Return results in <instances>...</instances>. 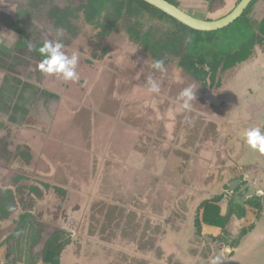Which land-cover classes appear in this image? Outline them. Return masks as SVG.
<instances>
[{
    "label": "rangeland",
    "instance_id": "374dc122",
    "mask_svg": "<svg viewBox=\"0 0 264 264\" xmlns=\"http://www.w3.org/2000/svg\"><path fill=\"white\" fill-rule=\"evenodd\" d=\"M80 1L0 0V194L8 189L13 190L17 207L15 215L26 213L33 217L31 224L36 220L41 227L53 230H46L40 236L44 244L40 251L42 255L51 238L56 236L55 230L61 227L56 219L63 218L69 222L66 207H69V212L79 215L70 228L74 234L66 231L67 236L76 235L78 239L86 236L83 233L85 229L82 232L81 227L87 217L86 208L89 207L90 215L88 211L85 228L88 230L91 226L93 234L90 237L96 243L111 248L110 253L104 256L108 264H159L163 256L162 243L167 240L170 241L171 250L169 255L164 253L169 259L166 264L178 260L180 262L177 264H206L210 255L214 254L213 251H216L220 261L232 257L233 249L241 243L247 228L250 230L256 224H252L251 220L244 224L246 217L243 215L229 230L219 232L215 238L212 234H203L195 223L198 218L201 219L200 207L217 194L211 188L210 192L214 194L207 195L205 187L218 185L215 177L220 176L223 169L235 167L231 159L236 158L242 150H239L238 145L234 146V134L242 126L247 130L250 128L244 125L245 121L239 115V122L223 119L224 127L209 128L201 118L197 119L198 113L195 110L202 107V113L212 114L209 101H240V95L230 97L226 94H235L239 90L238 86L245 83L244 78L249 75L253 80L251 84L257 85L255 89L261 93L257 103L248 107L249 122L255 124L253 127L264 128V36L261 34L254 38L255 45L251 49L250 59L245 63L229 69H225V64L222 63L217 71L210 64L199 66L197 70H203L206 75H198L197 79L179 66V58L173 51L161 50L154 57L143 43L138 44L128 34L130 29L131 33L139 31V35L149 38H146L145 44L150 45L159 40L163 31L170 33L174 30L169 23L155 20L143 13L139 18L127 21L130 23L128 29L122 25L120 33L107 34L104 25L111 10L104 8V4L103 15L97 14L89 23V15L84 11L83 5L79 4ZM212 1L217 3L218 0H180V4L188 13L204 18L214 15L207 7ZM238 1L240 0H226V8L213 12L221 14L229 11ZM218 4L224 6L221 1ZM56 18L61 22L59 26L54 20ZM248 18L255 26L264 21V0H259ZM136 23L140 26L137 27ZM58 30H63V36L59 39L64 44V51L69 55L73 51L80 54L78 81L47 76L38 69L41 60L36 49L46 40L57 39ZM30 44L35 46L32 50ZM156 60L164 61L165 72L150 68ZM236 70L239 73H234ZM149 77L160 85L159 94L147 91L146 81ZM188 86H194L196 100L192 101L191 110L169 113L168 117L178 122V125L173 126L172 140L163 138L164 130L160 127V122L156 125L157 128L148 127L141 142V151L148 153L144 157L154 158H146L148 164L145 166L144 163V167L141 166L139 170L129 171L130 168L127 170V167L120 170L114 162L127 157L122 160L126 164L129 156L133 155L128 147L122 146V137L131 134V127L145 128L150 123L144 117L133 119L124 116L128 111L122 113L121 109L125 106L120 101L176 103L181 91ZM116 94L118 99L113 98ZM242 95L244 101H254L252 89L246 90ZM166 104L157 107L163 115L161 118H165L168 112ZM177 106L181 108L180 105ZM34 110L38 113H34ZM80 111L84 121L73 120L69 129L67 127L61 134L72 148H66L65 154H58L63 157L59 162L60 171L55 177L59 184H48L51 179L48 177L51 175L43 163L35 161L28 147H21L23 142L19 134L22 132L16 131H24L25 124L29 131L37 133L52 132L56 127L63 131L59 122L54 120H59L64 115V118L70 117V114ZM149 113L152 114V111ZM96 126L99 133L95 131ZM149 128L158 131L150 134ZM13 132L18 134L13 140L16 143L10 142L8 138ZM48 132L45 133L46 136H49ZM46 138H36V153L41 154L39 150H54V145L51 149V142ZM79 146L83 149L79 150ZM120 146L123 148H119ZM245 147L242 145L247 153L249 147ZM62 149V146H56L57 152ZM119 150L124 154L119 153ZM105 153L109 154L106 162L100 156ZM199 154L200 160L197 158ZM24 156H31L28 161L31 162L27 163ZM254 156H263L264 159V153L251 152L250 157ZM57 157L55 160L58 161ZM162 159L168 165L164 172L160 170L161 164L159 165ZM161 177L165 178V184L160 183ZM243 178L239 174L236 181ZM15 180L18 184H15ZM224 181L226 179L221 180V185ZM63 185L72 188L64 197L60 192L61 189L65 191ZM158 191L163 194H158ZM226 192L229 193L227 190ZM93 193L96 196L90 197L96 202L91 203L88 195ZM145 195L154 196L152 209L149 201L148 206H145V201L148 200L144 198ZM115 198L117 202L112 201ZM248 199H245L242 209ZM234 204L229 209L235 208ZM250 206L258 209L257 214H260L263 198L253 199ZM228 214L226 216L232 217V214ZM260 218L262 217L254 220V223H258ZM104 226H109V231ZM261 228L264 229V221ZM181 231L183 234L178 240L176 235ZM183 236L189 246L185 251L183 247L178 253L175 245L180 243L181 246ZM5 237L2 235L0 238ZM28 238L31 244L35 240L34 234ZM125 243L134 248L124 249Z\"/></svg>",
    "mask_w": 264,
    "mask_h": 264
},
{
    "label": "crops",
    "instance_id": "0c3cea01",
    "mask_svg": "<svg viewBox=\"0 0 264 264\" xmlns=\"http://www.w3.org/2000/svg\"><path fill=\"white\" fill-rule=\"evenodd\" d=\"M200 2H202V0H199ZM152 68V67H150ZM147 68V69H150ZM239 84V83H237ZM241 86H244V88L241 89ZM241 86L239 87V90H237V92L234 94L233 92H228L226 95L230 96V97H234L235 95H240V97H238V100L240 101H236L235 103L233 101H224L225 103H223L222 101H209V107L210 110L212 109V114L209 113H202L203 110L202 107H200L197 111L195 110L196 113H198L197 119L201 118V121H203L209 128L213 127H224L223 125V119H225V121H232L233 123H235V121H241L238 118V115L240 118H242V121L244 122V125L248 126V128H252L253 126H255V124H251L249 122V118H248V114H249V110L248 107L250 105H255L257 103V100H259L261 98V93H258L256 91V87L257 85H246L245 83H243ZM241 89V90H240ZM248 89H252L254 92V101H244V99L242 97H244V94L246 90ZM263 94V93H262ZM133 96V95H131ZM114 99H118V95H114L113 97ZM121 104H123L125 106L124 109H121L122 113L124 111H128V114H124L127 115L128 117H132L133 119L137 118V117H144L147 120H150V123H147L145 128H138V126H133L131 127V134L128 136H123V144L122 146L124 148L128 147V149L131 151V154L129 156L128 161L122 162V160H125L127 157L123 158V159H119L120 162H114L115 164L118 165V168L121 170L122 167H127L129 171L131 170H139L141 169V166L144 167V163L145 166L148 164V159L154 158L152 157H144L143 155L148 156V153L142 152L141 151V142L142 139L145 135V132L147 133V128L148 127H155L157 124H161V128L164 130L163 131V138L166 139H170L172 140V132H174V127L178 125V122L175 120H172L168 117L170 112H177V111H183L182 108H180L177 105H180L179 102L176 103H161L160 101H120ZM156 102V103H155ZM160 103V104H159ZM166 104L168 107V112L167 114L164 116L165 118H161L163 117L162 114L159 113V110L157 109V107L159 105H164ZM47 105V104H46ZM128 105V106H127ZM234 106V107H233ZM219 107V108H218ZM52 109V107H47ZM218 108V109H217ZM40 109V108H39ZM234 110H236V112H234ZM22 111V110H21ZM40 111V110H39ZM149 111H152V114L149 113ZM220 112V113H218ZM226 112V113H225ZM34 113H38L36 112V110H34ZM62 113V112H61ZM88 114L90 115L91 113L88 112ZM58 115V113H57ZM56 115V117H57ZM82 115V111H80L77 114H70V117H60L59 120H54V122H59L60 124V129L63 131H59V128H54L52 130V132H48L49 136H46L45 133L47 132H42V133H37L35 131H29L28 128H26V124L24 125V131H21V135L19 134V138L21 139V141L28 145V147L31 148V152L33 153V157L35 158V161L39 162V163H43L44 167L47 169L48 174H50L51 176L48 177L51 178L48 180V184H59L55 179V177L58 176V173L60 171L61 166L59 165V162L62 161L63 157L59 156L61 154H65L66 153V148L71 149L72 146L70 144H68V142L66 141V139L61 135L63 132H65L66 128L70 127L71 122H73V120L76 121H81L83 122L84 119L83 117H81ZM170 116V115H169ZM222 116V118H221ZM55 117V119H56ZM228 117V118H226ZM227 123V122H226ZM247 123V124H246ZM257 123V122H255ZM252 126V127H251ZM157 128V126H156ZM149 131H151L150 134H152L155 131L158 130H154V128L152 129H148ZM240 131H238L236 134H234V146L238 145V148L240 147L239 151L240 153L238 154V156H236V158H232V162L235 164L233 168H226L225 170L223 169L220 176L215 177L218 185H212L211 187H205V189H207V195L210 194V189L213 188V191L216 192L217 194L215 196H213L211 199H208L207 201H212L215 198L218 197H224L226 190H235L234 193H232V199L233 202L235 204L244 206V202L245 199L240 197V196H236L237 192H239L243 186L245 185H250L253 184L255 188H257V192L255 194V197L260 196L263 197V209H264V159H262L263 156H259L258 158H255L257 156H254L253 158L250 157V153L251 152H255L253 150H251L250 148H248L247 153L244 152L245 149H242V145L246 144L244 143V137H245V133L247 131V128L245 126H242L241 128H239ZM95 131L97 133H99V129L96 126ZM59 132V133H58ZM57 134H59V136H57ZM229 135H231V133H229ZM47 137V141L51 142L50 147L52 149L53 145H54V152L50 151L48 152L47 149H45L44 151H40L41 154L36 153V150L38 148V141L36 138L39 137ZM140 139V141H139ZM166 142V141H165ZM115 143V142H113ZM21 145V146H24ZM171 144V143H170ZM60 145L63 147V149L61 150V152H57L56 151V146ZM76 145V144H74ZM122 146H120L119 148H123ZM174 146V145H173ZM172 146V147H173ZM82 150L83 148L81 146H79ZM75 148H77L75 146ZM247 148V146L245 147ZM65 149V150H64ZM74 149V148H73ZM72 149V150H73ZM76 150V149H75ZM74 150V151H75ZM212 150V148H211ZM210 151V149H209ZM56 152V153H55ZM100 151H98L99 153ZM122 151L119 150V153H121ZM211 153V151H210ZM57 154V155H56ZM59 154V155H58ZM75 154V153H74ZM124 154V153H121ZM109 154L103 155L101 154L100 156L102 157L101 159L104 160V162H106L107 158ZM59 156V157H57ZM127 156V155H126ZM200 154L198 155L197 158H199L200 160ZM229 156V155H227ZM57 157L58 161L55 160V158ZM77 157V156H76ZM65 158V156H64ZM148 158V159H146ZM61 159V160H59ZM65 161V160H64ZM66 162V161H65ZM19 163V162H18ZM161 164V165H160ZM160 165V170L162 172H164V170L168 169V165L165 161V159H162L161 162L159 163ZM68 167V166H67ZM239 174H241L242 176H244V178L240 181H236V178L239 176ZM224 183L221 185V180H225ZM245 181V184L242 185V182ZM60 182V181H59ZM232 182V183H230ZM161 184H165V178L161 177L160 180ZM46 184V185H48ZM240 185V186H239ZM49 186V185H48ZM229 186V188L227 189V187ZM63 188L65 187V192L70 193V190L72 189L71 187L67 186V185H63ZM234 187V188H233ZM153 189V188H152ZM62 190V189H61ZM158 194L159 191H158ZM163 194V192L161 193ZM160 194V195H161ZM214 194V193H211ZM146 197L145 202L147 204H145V206H148V201L150 203V208L152 209L153 207V200H154V196L153 195H145L144 198ZM200 197V196H199ZM253 197V196H252ZM91 197H89L90 200ZM141 198V197H140ZM248 199V198H246ZM112 201L117 202L116 198ZM163 201V199H162ZM205 201L204 204L207 202ZM62 204V203H61ZM245 210L246 213H241L242 216L245 215L246 220L244 221L245 223H250V220L252 222V224H256L254 225V228L250 229L245 237L243 238V240L241 241V243L237 246V248L233 249V256L226 259L224 258L222 261L225 262V264H264V229L261 228V224L264 221V210L262 209L260 214L258 213V209H255L254 207H249L247 202L245 203ZM203 205V204H202ZM201 205V206H202ZM218 206L221 208V211L223 213L224 216H226V214L230 213V211H232L231 209H229V200L228 199H223L218 203ZM239 206V207H241ZM203 207V206H202ZM69 207H66V213L69 214V216L66 214V216L69 219L65 221L63 218L61 219H56L58 220L59 224L61 225L60 228H58L59 230H55V232H59V231H67L70 232L72 234H74V231H71L70 228L72 227V223L74 222V220L76 219V216L79 215H75L74 212H69L67 209ZM232 208V207H231ZM201 209V220L203 217V210ZM242 212V211H241ZM148 213V210H147ZM151 215H152V210H151ZM150 215V216H151ZM229 215V214H228ZM227 217V216H226ZM258 217H262L260 218V220H258V223H254V220H256ZM239 217L235 216L234 214H232V217H230L229 219V224L226 230H229L233 225H235L236 222L239 221ZM245 219V218H243ZM34 227V228H33ZM25 229L23 230L22 234L18 237H14L12 238L10 241H2L0 240V264L1 263H6V264H46L44 261V254H41V249L43 248L42 246L43 241L41 240L40 236L42 234L45 233V231H53V230H48L47 229H43L41 231V234L39 236V230H37V228H35V226L33 225V223L31 224L30 222L27 223L24 227ZM229 228V229H228ZM55 229V228H54ZM201 229L203 231V234H207V235H213L214 237H217V235L219 234V232H223V230H218V228L216 227H211V226H207L205 224L201 225ZM35 236V240L33 241V243L31 244V242H29V238L31 235ZM86 237H79V239L76 237V235H70V237H68L66 235V237H68L69 239H72V246L73 245H80L84 242V245L87 244L88 246H90L94 241H92V239H90V235H89V231H87L86 233ZM88 234V237H87ZM31 239V238H30ZM13 240H15L14 242H12ZM39 240V243H37L35 245V243ZM5 242V243H4ZM4 243V244H3ZM31 244V245H30ZM163 244V248L164 249H168L169 247L165 246V242L162 243ZM167 246L170 244V241L167 240L166 241ZM35 245V246H34ZM127 249L130 248H134L132 245H128L126 247ZM147 253V252H146ZM80 256V255H79ZM218 257L217 254L214 255V258ZM85 255H81L77 260H85ZM213 259V258H212ZM211 259V261H212ZM221 261V262H222ZM220 262V263H221ZM77 264H82V263H77Z\"/></svg>",
    "mask_w": 264,
    "mask_h": 264
},
{
    "label": "trees",
    "instance_id": "16d2710c",
    "mask_svg": "<svg viewBox=\"0 0 264 264\" xmlns=\"http://www.w3.org/2000/svg\"><path fill=\"white\" fill-rule=\"evenodd\" d=\"M257 1L253 2L244 16L229 27L215 32H200L183 25L176 19L142 0H127L126 2L123 0H84L85 3L91 6H93V3L98 4L101 15L104 12L102 8L104 4V8L107 7L111 10L105 19L106 24L104 27L106 29L104 31L107 34L112 32L120 33L122 25L125 29H128L130 23L127 21L139 18L144 12H148L158 21L169 23L174 30L170 33L163 31L159 40L151 42L150 45L145 44L146 38H149L139 35L141 32L135 30L131 33L130 29L128 34L133 41L138 44L143 43L145 49L153 54L154 57L161 53V50L173 51L179 58V66L182 69H186L187 73H191L197 79L199 78L198 75L201 77H205L206 75V72L203 70H197L199 66L204 67L210 64L214 71H217L222 63L225 64V69H229L249 60L251 49L255 45L254 38L259 35L261 36V34L264 36V21L255 26L247 17ZM88 15V20L92 22L93 18L97 15L95 14V6H93ZM112 18L113 22H111ZM136 26L138 27L140 24L136 23ZM36 52L37 56L42 60L38 51ZM28 149L32 151L30 147ZM24 157L27 158V163L31 162H28L31 156ZM219 202V199L215 198L203 205L202 220L198 218L195 223L199 230L202 224L220 229L226 228L230 217L223 215L221 208L218 206ZM251 204L252 201H250L249 205ZM259 207L262 208V205L260 204ZM16 210L15 194L13 190L8 189L0 195V237L2 235L6 236L5 238H0L2 241H10L12 238L20 236L24 221L31 218L26 213L20 216L15 215ZM10 220H12L10 223L11 226L8 228L4 223L10 222ZM6 231L9 232L6 233ZM67 234L66 231H59L55 237L51 238L44 253V261L46 264H62L63 254L72 244V239L66 237ZM37 243H39V240L35 245Z\"/></svg>",
    "mask_w": 264,
    "mask_h": 264
},
{
    "label": "water",
    "instance_id": "95a60500",
    "mask_svg": "<svg viewBox=\"0 0 264 264\" xmlns=\"http://www.w3.org/2000/svg\"><path fill=\"white\" fill-rule=\"evenodd\" d=\"M142 1L148 3L149 5L155 7L159 10H161L165 14L176 19L177 21H179L180 23H182L183 25H185L191 29H194V30H197L200 32H215V31L222 30V29L228 27L233 22H235L238 18H240L241 15L245 12V10L249 7V5L251 4V2L253 0H242L239 3V5L234 9L233 12H231L226 17H224L220 20H216V21L203 20V19L197 18L195 16H192V15L188 14L187 12L183 11L181 8L177 7L176 5L172 4L171 2H169L167 0H142ZM257 192H259V191H257V188H255L253 184H250V185L243 186L242 189L239 192H237L236 196H240V197L246 199L250 196H254ZM88 196L94 197V196H96V194L93 193V194L88 195ZM92 197L90 198V200H92ZM100 199H98V200H100ZM85 200L86 199H84V201ZM90 200H88V201H90ZM82 201H83V199H82ZM94 202H96V201H94V200L91 201V203H94ZM99 202H101V201H99ZM84 210L85 209H83V211ZM88 211H89V215H90L89 207L86 208L85 217L89 216V215H87ZM87 217L85 218V221H84L83 226L81 227V230L83 232V229H85V231L83 232L84 234L87 231H89V235H90V234H93L91 232V226L88 228V230L85 228ZM104 228L107 231H109L110 227L104 226ZM104 228H103V230H104ZM182 234H183L182 231L180 233H178L176 235V239L180 240V237ZM84 237H86V236H84ZM90 239H92V238H90ZM182 239H183V242H181V246H180V243L175 245L177 247L178 253L181 252L183 247H184L183 251H185L187 246H189V244L186 241L185 236H183ZM92 241H94V240L92 239ZM136 242H138V241H136ZM128 245L129 244L125 243L124 249ZM165 246L169 247L170 249L166 248V249L162 250L163 256L159 260V264H166L169 262V259H167L166 256H164V253L166 255H169L171 247H170V244L167 246L166 242H165ZM97 247H99V248H97ZM110 250H111V248H106L103 245L96 243L95 241L90 246H88L87 244L84 245V242L80 245H76V244L73 246L70 245L63 254L62 264H77L79 262L82 264H102V263L108 264L106 262L104 256L108 255L110 253ZM213 252H214V254L212 253L210 255V257L208 258L209 260L206 261V264H211V259L212 258L214 259V255L217 254L216 251H213ZM82 254L85 255V258H84L85 260H81V261L77 260ZM172 254H174V253H172ZM183 255H184V253H183ZM217 256H218V254H217ZM149 262H152V261H149ZM177 262L179 263L180 260L175 261L172 264H177ZM220 264H225V262L222 261Z\"/></svg>",
    "mask_w": 264,
    "mask_h": 264
},
{
    "label": "clouds",
    "instance_id": "9594fccd",
    "mask_svg": "<svg viewBox=\"0 0 264 264\" xmlns=\"http://www.w3.org/2000/svg\"><path fill=\"white\" fill-rule=\"evenodd\" d=\"M56 36L58 37L57 39L46 40L42 46L36 49L42 57L38 69L47 76H56L65 81H78L77 67L80 54L78 51H73L69 55L64 51V44L59 39V37L63 36V30H58ZM29 47L32 50L35 46L30 44ZM151 67L160 72L166 71L163 60H156ZM137 78H139V73ZM146 83L149 93H160V85L157 81L149 77ZM193 100H196L194 86L184 88L177 97V101L184 110H191ZM244 143L251 150L264 153V128L256 126L248 129L245 133ZM211 264H220V258L212 259Z\"/></svg>",
    "mask_w": 264,
    "mask_h": 264
},
{
    "label": "flooded vegetation",
    "instance_id": "af4514ba",
    "mask_svg": "<svg viewBox=\"0 0 264 264\" xmlns=\"http://www.w3.org/2000/svg\"><path fill=\"white\" fill-rule=\"evenodd\" d=\"M124 2H126L127 0H123ZM167 1H169V2H171L172 4H174V5H176L177 7H179V8H181L183 11H185V8H183L182 6H181V2H180V0H167ZM182 1V0H181ZM222 2V3H224V6H220L218 3L219 2ZM242 0H240V1H238L237 2V4L231 9V10H229V11H226V12H223V13H221V14H217L216 12H213V11H215V10H221V9H223L222 7H225L226 8V0H218L217 1V3H215L214 1H212L209 5H207V7L209 6V8L211 9V11H210V13H214V15H212V16H206V17H204V18H200V19H203V20H208V21H216V20H220V19H222V18H224V17H226L227 15H229L231 12H233L234 11V9L239 5V3L241 2ZM254 1H256V0H253L252 2H251V4L249 5V7L245 10V12L241 15V17L242 16H244L245 14H246V12L249 10V8H250V6L253 4V2ZM258 2H259V0L256 2V4L255 5H257L258 4ZM209 3V2H208ZM207 3V4H208ZM79 4L80 5H83V9H84V11H86V13H87V15H88V13L92 10V8H93V6H95V14H99V15H101L100 14V12H98L97 13V11L98 10H100V6L98 5V4H96V3H93L92 5L93 6H91V5H89L88 3H85L84 2V0H81L80 2H79ZM96 4V5H95ZM89 5V6H88ZM254 5V6H255ZM253 6V7H254ZM252 10V9H251ZM251 10H250V12H251ZM193 11V10H192ZM185 12H187V10L185 11ZM188 13V12H187ZM144 14H148V15H150L148 12H144ZM188 14H190V13H188ZM250 14V13H249ZM249 14H248V16H249ZM190 15H192V14H190ZM151 16V15H150ZM192 16H194V15H192ZM247 16V17H248ZM152 17V16H151ZM196 17V16H195ZM240 17V18H241ZM153 18V17H152ZM197 18H199V17H197ZM240 18H238L236 21H238ZM89 19V18H88ZM154 19V18H153ZM249 19V18H248ZM55 21H56V23H57V25L59 26L60 24H61V22L58 20V18H56V19H54ZM155 20H157V19H155ZM235 21V22H236ZM88 22L90 23V21L88 20ZM111 22H113V18H112V20H111ZM235 22H233V23H235ZM232 23V24H233ZM231 24V25H232ZM114 26V25H113ZM230 26V25H229ZM228 26V27H229ZM227 28V27H226ZM250 59V58H249ZM248 61V60H247ZM246 62V61H245ZM244 62V63H245ZM234 73H239V70H236ZM244 80H245V84L246 85H249V84H251L252 83V78H250V76L248 75V76H246L245 78H244ZM252 80V81H251ZM17 130V129H16ZM15 132V131H14ZM12 133L8 138H9V140H10V142H13V143H16V141H13L14 139H15V137H18V134H16V133ZM16 132H21L20 131V129H19V131H16ZM9 135V134H8ZM11 138H13V139H11ZM24 143H22L21 145H23ZM24 146L25 147H27L28 145H26V144H24ZM24 146H21V147H24ZM21 151L19 152V155H21ZM30 154H32V152L30 151ZM19 159V161H21V158L19 157L18 158ZM25 166V165H24ZM15 184H18V182H17V180H15ZM245 184V181L244 182H242V185H244ZM240 186V185H239ZM227 189H228V187H227ZM237 189V188H236ZM235 189V190H236ZM235 190H229V193L228 192H226L225 193V196L224 197H218V199H219V201H221V200H223V199H228L229 200V207L231 206V204H234V202H233V199H232V193H234L235 192ZM60 192H62V196L64 197L65 196V193H67V192H65V191H63V190H60ZM42 194V193H41ZM1 195V194H0ZM40 195V194H39ZM260 199L261 200V198H263V197H260V196H257V197H253V198H251L252 200L253 199ZM251 199H248L247 200V204H248V206L249 207H251L249 204H250V201H252ZM234 205H236V207L235 208H231V210L232 211H230V213L229 214H234L235 216H237V217H239V218H241V217H243L242 216V214L241 213H246V210L245 209H242V206L241 205H238V204H234ZM239 206H241V207H239ZM259 206H260V204H259ZM234 207V206H233ZM234 209H236L235 211H233ZM242 211H240V210ZM230 217V216H229ZM33 217H31V218H29V219H27V220H25L24 221V226L21 228V233L23 232V230L25 229L24 227H25V225L27 224V223H29L30 222V220L32 219ZM11 221L12 220H10V222H6V223H4V225L6 226V227H10L11 225H10V223H11ZM37 221L35 220L34 221V223H33V225L35 226V228H37V230H39V236H40V234H41V231L44 229L43 227H41L42 225L41 224H39V225H37ZM229 224V223H228ZM227 227H228V225L226 226V228H224V229H220V228H218V230H223V232L224 231H227L226 229H227ZM252 228V227H251ZM249 231V229L247 228V231H245V233H244V235H246V233ZM216 238V237H215Z\"/></svg>",
    "mask_w": 264,
    "mask_h": 264
},
{
    "label": "built area",
    "instance_id": "2783aa9c",
    "mask_svg": "<svg viewBox=\"0 0 264 264\" xmlns=\"http://www.w3.org/2000/svg\"><path fill=\"white\" fill-rule=\"evenodd\" d=\"M1 264H6V263H1Z\"/></svg>",
    "mask_w": 264,
    "mask_h": 264
}]
</instances>
